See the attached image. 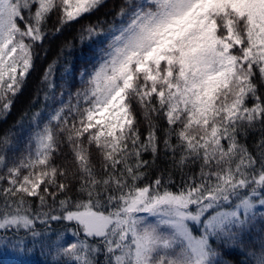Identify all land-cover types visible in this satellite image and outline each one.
<instances>
[{"label": "trees", "instance_id": "obj_1", "mask_svg": "<svg viewBox=\"0 0 264 264\" xmlns=\"http://www.w3.org/2000/svg\"><path fill=\"white\" fill-rule=\"evenodd\" d=\"M77 1L10 0L0 16L30 63L13 91L0 85V221L30 226L0 235L42 264L54 231L90 238L69 216L94 214L114 247L91 236L97 254L54 264H151L134 225L170 212L205 264H264V0ZM192 6L202 15L159 60L166 25ZM117 93L125 121L90 127Z\"/></svg>", "mask_w": 264, "mask_h": 264}, {"label": "rangeland", "instance_id": "obj_2", "mask_svg": "<svg viewBox=\"0 0 264 264\" xmlns=\"http://www.w3.org/2000/svg\"><path fill=\"white\" fill-rule=\"evenodd\" d=\"M77 2H80L78 0ZM10 6L9 0H0V16L8 13ZM81 11L75 7L70 15L76 16ZM202 15V11L193 6L188 9L184 15L173 18L164 29V36L161 38V45L153 47L152 54L159 60L164 59L165 54L159 50L172 51L175 46V40L183 31L182 26L193 24ZM8 29L0 23V85L6 80L5 91H13L14 80L18 76L25 74V68L30 67L29 62L23 65L17 63L14 58L15 49L13 38L7 35ZM34 35L33 33H31ZM191 40H196L197 35L192 34ZM207 45H199L198 52H201ZM198 57L196 60H198ZM123 97L119 93L113 95L108 100L99 102L89 113V126L98 128L100 132L113 131L117 125L125 121L123 114ZM10 103H7L4 110L9 109ZM44 149L45 146L42 145ZM138 201V200H137ZM137 203V202H136ZM72 219L82 224L85 234L90 238H76L75 233L62 230L52 233L51 241L46 247H41L44 251L48 250L46 258L42 259V264H54L57 262L58 254L68 252L76 247H92L95 254L98 249L90 242L91 236L98 238L102 243H106L111 249L114 247V241L106 232L107 223L105 217L94 214L71 215ZM198 220V219H196ZM201 230L210 227L207 222ZM3 231L7 228H27L30 221L23 216L13 215L0 221ZM137 235L141 242L145 244V252L148 254V261L151 264H205L200 258V247L198 242L186 243V233L180 220L174 218L170 212L166 215L162 213H145L134 225ZM88 236V237H89ZM127 262L126 258L118 255L113 258L114 264H123ZM36 256L26 250L24 244L19 239L9 235H0V264H37ZM128 263V262H127ZM65 264H91L90 261H68ZM130 264V263H128Z\"/></svg>", "mask_w": 264, "mask_h": 264}]
</instances>
